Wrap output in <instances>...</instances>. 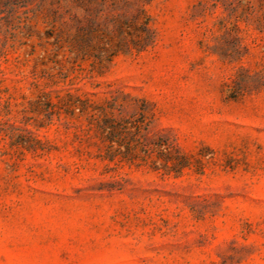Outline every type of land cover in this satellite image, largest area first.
Returning <instances> with one entry per match:
<instances>
[{"label":"rangeland","instance_id":"1","mask_svg":"<svg viewBox=\"0 0 264 264\" xmlns=\"http://www.w3.org/2000/svg\"><path fill=\"white\" fill-rule=\"evenodd\" d=\"M0 264H264V0H0Z\"/></svg>","mask_w":264,"mask_h":264}]
</instances>
